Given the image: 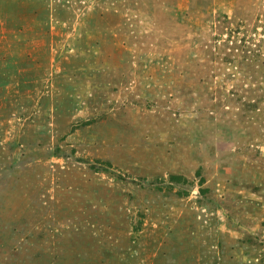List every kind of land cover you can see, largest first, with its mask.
Segmentation results:
<instances>
[{
    "label": "rangeland",
    "instance_id": "obj_1",
    "mask_svg": "<svg viewBox=\"0 0 264 264\" xmlns=\"http://www.w3.org/2000/svg\"><path fill=\"white\" fill-rule=\"evenodd\" d=\"M0 264H264V0H0Z\"/></svg>",
    "mask_w": 264,
    "mask_h": 264
}]
</instances>
